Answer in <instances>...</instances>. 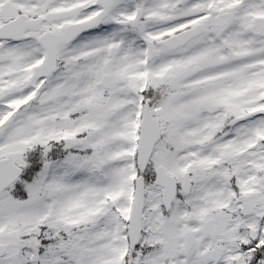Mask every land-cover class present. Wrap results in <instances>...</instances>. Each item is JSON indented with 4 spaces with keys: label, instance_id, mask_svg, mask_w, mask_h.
<instances>
[{
    "label": "snow or ice",
    "instance_id": "6c2138e0",
    "mask_svg": "<svg viewBox=\"0 0 264 264\" xmlns=\"http://www.w3.org/2000/svg\"><path fill=\"white\" fill-rule=\"evenodd\" d=\"M0 264H264V0H0Z\"/></svg>",
    "mask_w": 264,
    "mask_h": 264
}]
</instances>
